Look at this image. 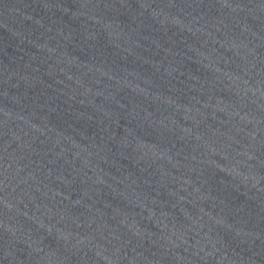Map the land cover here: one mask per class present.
<instances>
[{
  "label": "water",
  "instance_id": "water-1",
  "mask_svg": "<svg viewBox=\"0 0 264 264\" xmlns=\"http://www.w3.org/2000/svg\"><path fill=\"white\" fill-rule=\"evenodd\" d=\"M0 264H264V0H0Z\"/></svg>",
  "mask_w": 264,
  "mask_h": 264
}]
</instances>
